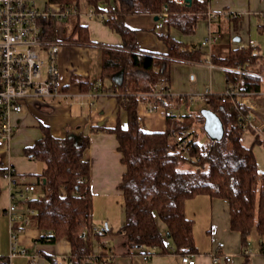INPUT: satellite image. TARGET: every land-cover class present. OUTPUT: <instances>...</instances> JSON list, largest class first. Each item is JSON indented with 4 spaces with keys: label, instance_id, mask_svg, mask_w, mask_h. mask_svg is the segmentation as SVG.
Returning a JSON list of instances; mask_svg holds the SVG:
<instances>
[{
    "label": "trees",
    "instance_id": "obj_1",
    "mask_svg": "<svg viewBox=\"0 0 264 264\" xmlns=\"http://www.w3.org/2000/svg\"><path fill=\"white\" fill-rule=\"evenodd\" d=\"M94 16L103 21L124 39L122 49L104 52L102 74L110 77L124 72L122 81L112 84L120 105L127 111L128 124L103 129L116 134L123 162L127 169L119 184L124 195L125 223L114 230L103 227L105 233L120 234L130 252L146 251L167 253L172 250L165 241V233L158 225L159 216L167 225V234L175 250L181 254L198 251L194 235V219L186 214L187 200L199 194L225 198L230 203L231 228L241 233L245 246L257 231L260 236L259 252L264 255V172L259 176L254 147L241 141L245 129L240 123L251 109L233 96L222 93L209 95V107L222 119L225 135L222 139L209 138L200 142L190 121L192 114L176 116L172 107L188 99L177 95H155L157 82L169 74L173 60L202 61L205 57L202 43H186L171 35H160L168 46V53L145 52L138 42V30L130 27V14H157L164 7L167 26H175L186 34H193L201 18L207 17L206 6L198 0L178 4L172 0H87ZM61 9H79L81 0H48ZM239 19V17H237ZM57 16L42 20L43 34L56 39L60 33ZM68 40L91 42L88 27L76 22ZM211 60L228 68L230 87L240 84L244 91L257 93L264 90V53L247 45L230 50L226 55L212 54ZM240 68L246 72H238ZM150 102L166 109L168 129L148 131L144 128L138 106ZM185 117V118H184ZM202 124V112L196 115ZM44 135L25 149L26 154L44 162L43 171L33 181L44 189L32 196L27 207L30 225L43 231L40 240L54 243L66 238L71 243L70 264H114L112 246L94 235L90 164L84 151L90 144L89 135L81 140L67 134L55 136L44 126ZM189 130L190 153L185 152L172 135ZM258 141V139L256 140ZM189 163L190 166H185ZM98 241L103 252L94 251ZM110 255V257L108 256ZM51 264H59L50 257ZM0 264H10L0 257Z\"/></svg>",
    "mask_w": 264,
    "mask_h": 264
},
{
    "label": "crops",
    "instance_id": "obj_2",
    "mask_svg": "<svg viewBox=\"0 0 264 264\" xmlns=\"http://www.w3.org/2000/svg\"><path fill=\"white\" fill-rule=\"evenodd\" d=\"M36 2L42 8H49L48 0ZM53 7L60 8L58 4ZM210 8L219 12L218 18L212 21L208 17L201 18L193 34H186L175 26H167L162 18L163 26L157 27L160 19L154 13L130 14L126 17L127 24L138 30L141 49L159 55L169 51L160 35H171L186 43H202L210 32L221 34L216 43L203 46L204 60L172 61L169 74L163 81L167 82L173 95L201 93L207 89L211 93H223L230 88L228 68L213 62L212 54L226 55L234 48L249 45L251 40H255L257 48L264 53V0H211ZM90 9L88 1L81 0L79 14L72 16L88 27L91 42L80 43L67 39L68 43L62 44L60 48V82L64 91L69 94L46 100L29 99L22 111L12 115L15 128L13 139L7 145L0 146V257L8 259L10 264L32 263L26 256L12 255L8 207L16 201L17 212L24 214H27L28 207L19 196L14 198V187L6 172L12 167L16 173L27 175L29 182L36 180V175L43 171L45 164L29 157L25 149L44 135V126L55 136L70 134L78 141L82 134L89 135L90 144L84 151V158L90 164L95 225L117 230L126 221L124 195L119 184L127 166L123 162L116 134L102 128L97 129L102 126L115 127L119 122L123 126L128 124L127 111L120 105L112 88L113 82L122 81L124 72L118 71L107 78L102 74L104 52L107 49H122L124 39L120 33L91 15ZM61 25L59 23L60 28ZM234 70L241 72L240 68ZM100 78L103 86L100 94L96 95L93 85ZM196 99L201 98L194 100ZM240 100L251 109L252 117V128L245 129L241 141L247 147H254L258 169L264 172V90L240 97ZM192 101L182 100L178 107ZM204 101L207 103L206 107H209L208 101ZM138 110L146 130L168 129L165 107L141 102ZM176 115L181 117L180 115L187 114ZM41 188L37 186L30 193L31 197L39 195ZM202 213L204 219L203 226L200 227L209 234L210 247L202 249L196 242L198 251L189 253L195 259V264H264V255L259 252L258 232L252 233L256 232L254 239L258 242H253L251 235L249 246H245L241 233L231 228L230 203L227 199L199 194L187 200L186 214L194 219V235ZM157 220L160 230L165 233V241L172 250L160 253L158 248H153L154 253L146 251L151 256L145 259L146 253H129L122 235L107 232L102 238L112 246L111 259L114 264H187L182 261V254L175 250L167 234L166 223L159 216ZM42 235L40 228L27 225L18 235V249L27 248L31 253H37L38 264H51L50 257L57 259L59 264H70V241L62 238L54 243L44 242L40 240ZM94 251L103 252L98 241L94 242ZM216 252L221 254L220 262L214 261Z\"/></svg>",
    "mask_w": 264,
    "mask_h": 264
},
{
    "label": "built area",
    "instance_id": "obj_3",
    "mask_svg": "<svg viewBox=\"0 0 264 264\" xmlns=\"http://www.w3.org/2000/svg\"><path fill=\"white\" fill-rule=\"evenodd\" d=\"M178 4L187 3L186 0H172ZM206 6L207 17L212 21L219 16V12L210 8L211 0H198ZM79 9H56L55 7L42 8L36 0H0V146L7 145L14 137L15 128L12 122L13 113L24 109L25 103L31 98L46 100L55 97H66L60 82L59 53L63 43L60 35L56 39H50L43 34L42 20L47 16L55 15L63 19L68 16L78 15ZM94 15V11L89 12ZM159 19L156 26L162 27L161 20L168 15L164 7L157 13ZM221 37L220 33L210 32L202 41L203 46H211ZM249 45L257 47L255 40ZM241 72H246L240 70ZM103 86L102 79H98L93 88L95 94L99 95ZM155 95L172 94L169 85L165 81L157 82ZM104 90V89H103ZM210 90L201 93L178 94L181 99L194 100L199 97L208 101ZM250 94L244 91L238 84L223 92V96H233L240 100V97ZM173 114V113H171ZM176 114V113H174ZM177 116V115H176ZM243 127L252 124L250 114L240 123ZM189 130L176 133L173 138L185 152L190 153L191 146L188 143ZM6 176L14 187V198L20 197L24 204L31 198L30 193L35 191L37 186L28 181L25 174L16 173L15 169L9 167ZM28 213L33 209L27 208ZM8 214L11 219L12 255L28 257L32 264H38V254L31 253L27 248L18 249V235L29 225L30 219L27 214L17 212V202L8 207ZM94 235L103 237L106 235L102 228L95 227ZM151 255L146 253L145 259ZM221 254H214V261L220 262ZM182 261L187 264H195L196 261L189 253L182 254ZM105 264V263H103Z\"/></svg>",
    "mask_w": 264,
    "mask_h": 264
},
{
    "label": "rangeland",
    "instance_id": "obj_4",
    "mask_svg": "<svg viewBox=\"0 0 264 264\" xmlns=\"http://www.w3.org/2000/svg\"><path fill=\"white\" fill-rule=\"evenodd\" d=\"M54 4L49 3V7H53ZM59 22L61 25L60 31V37L63 39V43H68L67 36H69L73 32L74 25L77 22V19L73 16L69 19H61L59 18ZM207 103L204 100L196 99L192 102H189V104L183 103L181 107L178 106L172 107V113H182V114H192V116L189 118L190 121L193 122V128L191 130H195L197 134V139L200 142H206L209 139V135L206 132L204 128V124H202L199 120H197L196 115H198L199 112H202V110L206 107ZM185 166H190L189 163H186ZM263 171L259 169V176L262 178ZM44 192V189L41 188L39 190V194H42ZM204 219V213H202L197 221V227L195 228V236H196V242L197 245L200 246L202 249L210 247V238L208 237L209 234H207L204 229L201 227L202 221ZM201 226V227H200ZM256 232L252 234V238L254 239L256 237ZM251 238V240H252ZM257 241V239L253 240V242ZM258 242V241H257Z\"/></svg>",
    "mask_w": 264,
    "mask_h": 264
},
{
    "label": "water",
    "instance_id": "obj_5",
    "mask_svg": "<svg viewBox=\"0 0 264 264\" xmlns=\"http://www.w3.org/2000/svg\"><path fill=\"white\" fill-rule=\"evenodd\" d=\"M191 4L193 0H186ZM158 19V16L156 17ZM205 117L204 128L212 139H222L225 135V127L220 116L210 107H205L202 110Z\"/></svg>",
    "mask_w": 264,
    "mask_h": 264
}]
</instances>
